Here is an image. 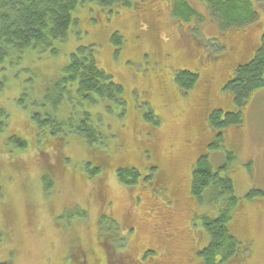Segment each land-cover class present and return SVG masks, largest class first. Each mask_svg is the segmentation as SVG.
I'll return each instance as SVG.
<instances>
[{
  "label": "rangeland",
  "instance_id": "374dc122",
  "mask_svg": "<svg viewBox=\"0 0 264 264\" xmlns=\"http://www.w3.org/2000/svg\"><path fill=\"white\" fill-rule=\"evenodd\" d=\"M189 1L202 19H175L171 0H132L113 13L81 5L56 51L28 49L0 63V109L7 113L0 132V264H72L76 247L87 254V264H107L106 252L112 264H125L132 263L126 255L139 258L148 246L162 264H201L198 251L209 236L200 215L217 212L214 203L199 204L191 195L192 166L214 134L210 110L234 108L222 87L259 46L264 0H257L260 20L231 29L212 15L207 0ZM115 35L122 44L112 41ZM90 45L98 65L124 87V108L90 104L74 90L59 92L71 54ZM182 69L199 73L186 93L174 81ZM147 107L160 116L159 125L144 120ZM85 111L102 127L106 150L89 148L75 133L50 135L40 146L36 117L54 113L58 121H79ZM242 118L224 132L222 150L209 155L215 168L225 152L235 157L228 174L239 207L231 228L247 251L227 264H264V87L251 94ZM12 136L26 140V147H17ZM100 152L101 174L90 178L84 162L98 160ZM121 166L154 180L122 183L116 175ZM252 191L261 194L249 199ZM114 224L120 235L104 241Z\"/></svg>",
  "mask_w": 264,
  "mask_h": 264
},
{
  "label": "trees",
  "instance_id": "16d2710c",
  "mask_svg": "<svg viewBox=\"0 0 264 264\" xmlns=\"http://www.w3.org/2000/svg\"><path fill=\"white\" fill-rule=\"evenodd\" d=\"M132 0H0V63L6 60L13 61L14 55L21 57V53L28 49L41 51L57 50L56 42L62 41L77 23L74 14L81 5L90 4V7H100L105 12H115V7L122 4L130 6ZM213 16L217 17L225 29L240 28L260 20L261 11L257 0H207ZM171 13L179 21L199 20L202 17L193 8L189 0H171ZM115 44H122L119 35L112 38ZM93 45L79 46L70 56L69 63L64 67L61 78L56 84L69 93L73 90L79 96L85 98L88 103L97 101L115 103L123 108L121 103L124 99V87L109 77L103 70L93 53ZM198 72L190 69L176 71L174 81L178 88L184 93L193 89L198 81ZM264 87V29L260 43L254 55L246 62L240 63L233 70L231 76L224 83L222 90L229 92L234 101V108H212L208 115L210 128L214 132L210 143L207 144V152L201 153L192 166L191 195L199 204L215 205L217 216L209 217L202 214L201 221L205 232L209 236L208 243L199 251L201 264H227L237 258L239 254L247 251V246L242 244L231 225L234 219V210L239 207V199L235 195L234 184L230 177L229 165L235 157L225 152V160L215 168L210 160V151L222 150L224 132L229 127H235L243 123L242 110L249 100L251 94ZM122 108V109H123ZM142 117L150 120L156 126L159 125L160 116L156 115L154 108H146ZM40 129L37 137L41 147L48 144V136L66 137L68 134H77L87 143L89 148L104 150L107 145V137L103 133L99 123L91 121L87 111L83 113L79 121L70 119L64 122L58 121L54 113L44 114L36 117ZM67 121V122H66ZM7 113L0 109V132L5 129ZM65 126H69L66 132ZM49 131V132H48ZM11 142L19 148L26 147V140L12 136ZM109 148V147H108ZM106 150V149H105ZM101 154V152H100ZM103 156V157H102ZM104 154L98 160H87L84 162L88 176L100 175ZM151 172V170H150ZM120 182L137 184L147 178L153 182L154 178L147 174H140L139 169L121 166L116 170ZM149 176V177H147ZM44 188L50 189L52 179L49 172L42 178ZM138 181V182H137ZM137 182V183H136ZM260 191H252L248 196L251 199ZM218 203V206L217 204ZM83 210H78L80 214ZM198 216H195V220ZM102 216L100 217V221ZM196 225V221H194ZM115 225V224H114ZM111 233V234H109ZM120 231L115 225L102 234L105 241L116 240ZM108 236V237H107ZM112 243V242H111ZM76 252L72 258V264H85L83 256ZM106 252V263L112 264L111 255ZM131 258L132 263L125 264H162L156 249L148 246L143 250L139 258L132 254L126 255ZM84 262V263H83ZM2 264H13L10 261Z\"/></svg>",
  "mask_w": 264,
  "mask_h": 264
},
{
  "label": "flooded vegetation",
  "instance_id": "af4514ba",
  "mask_svg": "<svg viewBox=\"0 0 264 264\" xmlns=\"http://www.w3.org/2000/svg\"><path fill=\"white\" fill-rule=\"evenodd\" d=\"M210 140H211V139H210ZM210 140H209V142H208L207 144L210 143ZM105 206H106V205H103V208H105ZM100 216H106V214H103V213H102ZM78 252H80V254L83 256V259H84L85 264H87V263H88V262H87V259H86L87 254H86L85 252L81 251V249H80ZM84 262H83V263H84Z\"/></svg>",
  "mask_w": 264,
  "mask_h": 264
}]
</instances>
